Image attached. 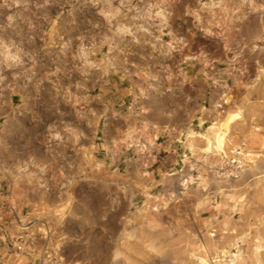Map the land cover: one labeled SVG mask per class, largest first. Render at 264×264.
Instances as JSON below:
<instances>
[{"label": "clouds", "instance_id": "1", "mask_svg": "<svg viewBox=\"0 0 264 264\" xmlns=\"http://www.w3.org/2000/svg\"><path fill=\"white\" fill-rule=\"evenodd\" d=\"M90 2L97 8L96 15L103 21L105 34L99 44L85 47L81 42L72 53V60L79 65L74 66L77 72L87 76L96 70L107 78L104 84L108 85L110 77L117 76L118 72L108 62L115 47L114 40L127 38L126 43L130 44L143 40L156 54L150 59H170L173 53L180 56L175 74L167 65H154L165 73L169 84L177 77L181 86L193 82L207 85L208 81L212 85L219 84L223 92L213 111H220L208 122L202 118L206 111L202 104L194 109H182L180 105L169 109L152 104L149 92L154 89L149 81H155L156 77L147 72L132 73L139 83L128 87L120 88L112 83L106 91L115 89L112 95L125 109V114L120 116L118 111L112 112L113 117L119 116L123 123L112 130L111 147L104 142L78 146V141L86 138L83 131L69 124L59 127L55 123L48 124L44 129V144L49 161L34 167L41 173L45 169L52 173L51 178L63 190L60 195L67 203L56 209L45 207L31 211L28 216L43 217L49 225L48 232L55 235L57 218L66 215L75 201L83 199L92 205L102 204L101 220L107 219L109 214L114 217L109 264L117 259L121 264H264V64L259 59L253 60L250 73L243 58L249 41L250 51H257L256 41L259 40L262 45L259 51L264 53V0H175L183 4L181 16L185 23L190 22L191 27L185 29L189 39L199 33L201 40L207 41L215 53L211 57L203 51L181 55L188 42L183 36L175 37L171 31H165L172 13L156 3H148L141 11L133 0H118L115 8L112 0ZM47 3L48 0H44L38 7ZM129 12L136 13L132 20L155 22L157 35L153 36L141 24L121 23ZM51 23L54 27L56 20ZM93 27L99 28L100 24H93ZM51 34L50 28L45 33L49 36L46 47H54ZM16 35H20L19 30ZM165 36L167 40L162 39ZM28 40L31 41V36ZM66 48L67 44L60 45V55ZM34 64L32 55L22 52L11 39L5 44L0 37V72L11 71L14 81L19 77L30 81L28 74ZM192 69L196 71L189 76ZM246 75H251L247 83L244 82ZM220 76L230 78L231 83L220 80ZM118 78L124 79L123 76ZM4 80L0 75V111L4 107L15 111L20 104L12 105L11 96H19L21 104L24 98ZM76 87L83 88V85ZM36 88L38 95L39 81ZM5 89L9 93L7 99L4 98ZM83 91L84 96H75L65 89L73 108L87 101L88 89L83 88ZM171 91V87L165 88V92ZM125 97H130L126 106ZM113 102H106L99 115L88 110L92 116L88 127L93 137L103 134L100 122ZM187 103L188 98L185 105ZM76 115L82 117L83 114L77 111ZM7 116L4 113L0 118L6 122ZM174 118L182 123H172ZM66 149L79 155L78 162L68 160ZM169 155L175 159L171 167H165ZM133 157L139 160V166L131 174L127 168L121 172L119 164L135 162ZM6 163L10 167H4ZM30 164V159L19 164L0 158V168L12 178L14 187L19 186L22 178L31 182L35 173L28 171ZM245 172L255 173L251 181L243 180ZM209 173L213 178H223L225 184L228 178L234 177L235 183L227 189L217 183L216 190L209 192L210 184L215 182L209 180ZM3 180L4 175L0 174V182ZM110 187H114L118 195L110 194ZM174 188L178 189V194ZM192 225H196V231L192 230ZM39 231L43 232V228ZM18 239L7 228L0 230V264H35L39 252L33 255L32 250L17 242ZM8 242H11V249ZM57 248L58 245L50 241V254L46 253L43 264H65L63 258L56 255Z\"/></svg>", "mask_w": 264, "mask_h": 264}, {"label": "rangeland", "instance_id": "2", "mask_svg": "<svg viewBox=\"0 0 264 264\" xmlns=\"http://www.w3.org/2000/svg\"><path fill=\"white\" fill-rule=\"evenodd\" d=\"M117 2L118 0H112L113 8L117 7ZM133 3L141 11L148 3H156L165 11L172 13L168 18L169 26L165 31H171L173 36H183L187 40L188 47L181 55H194L198 51H203L210 57L215 55L211 51L210 44L201 40L199 33L194 39H189V33L185 29L190 28L191 25L190 22L185 23V18L181 16L182 3L178 4L175 0H141L140 3L133 0ZM41 4H44V0H15V3L13 0H0V37L3 38L5 44L11 39L12 43L18 45L22 52L32 55L35 61L28 74L31 76L30 81H26L23 77L14 81L11 71L0 72V75L5 77L4 83L14 87L15 91L24 98L21 104L19 96L12 95L11 104H20V107L15 111L4 107L0 111V117H3L4 113L8 114L6 122L0 118V158L19 164L30 159L31 164L28 171L35 173L30 183L27 179L22 178L19 186L14 187L12 178L3 171V168H0V174L4 175V180L0 182V197H2L0 198V218H2L0 230L7 228L14 237H19L17 242L32 250L33 255L38 251L39 256L35 264H43L47 258L46 253L50 254V241L54 245H58L56 255L62 257L65 264H109L113 248L111 241L115 232L114 217L109 214L107 219L101 220L102 204L92 205L83 199L75 201L66 215L57 218L58 223L54 227L55 235L48 232L49 225L43 217L28 216L31 211H39L45 207L56 209L62 203H67V200L60 195L63 190L52 180V173L48 169L41 173L37 167H34L43 166L49 161L44 144L45 127L50 123H55L58 127L62 124H69L85 134L86 138H81L78 141V146L89 147L92 143L104 142L108 147H111L112 130L123 123L119 116L113 117L112 112L118 111L122 116L125 114V109L115 102L112 95L115 89L106 90L111 88L112 83L120 88L139 83L132 75L137 71L147 72L156 77L155 81H149L153 84L154 89L149 92V100L152 104L162 105L169 109H175L177 105H180L182 109H194L195 106L202 104L206 109L202 118L208 122L215 118L216 111H220V109L213 111V107L219 100L223 88L219 84L212 85L211 81H208L207 85L202 82H193L181 86L178 83L179 77L169 84L165 80V73L154 65L157 63L167 65L175 74L180 56L173 53L170 59H160L159 57L156 60L150 59V56L154 57L156 54L152 52L149 43H144L141 40L138 44H130L126 43L127 38L124 41L114 40L115 47L109 54L108 62L118 72L117 76L110 77L108 85L104 84V80L107 78L96 70L90 71L87 76H82L75 70V67L79 65L72 60V53L76 51L81 42L85 47L99 44L102 35L105 34L103 21L96 15L97 8L93 7L90 0H48L44 7H38ZM134 15L136 13L129 12L121 23L126 25L141 24L147 27L153 36L157 35L155 22L132 20L131 17ZM177 17L180 18L177 19ZM54 19L56 24L53 27L51 22ZM97 23L100 24V27L94 28L93 24ZM29 25H31V30H29ZM50 28L52 29L51 43L54 47H46L49 36L45 33ZM16 30L20 32L19 36L16 35ZM29 36H31V41L28 40ZM144 39L148 40L149 38L144 37ZM162 39L167 40L168 37L165 36ZM61 44H67L63 55H60ZM256 46L257 51H250L251 41H249L248 48L243 53L250 73L253 70V60L259 59L260 63L264 64V53L259 51L262 46L259 40L256 41ZM25 66H27V61ZM181 67L184 66L181 65ZM56 69H60V71L57 72ZM108 71L111 73L112 69L109 68ZM195 71L196 69L189 70V76L193 75ZM209 74L212 75L211 72ZM120 76L124 77L123 81L118 78ZM213 78L217 77L213 76ZM219 79L231 83L228 77L220 76ZM250 79L251 75H246L244 82L247 83ZM37 81H39L38 95ZM78 84L88 89L87 101H81L73 108L72 101L65 95V89L75 96H84L83 88L76 87ZM167 87H171L172 91L165 92ZM201 90L203 98H201ZM132 91L135 92V88ZM8 96V90L5 89L4 98L7 99ZM94 96H99V99H93ZM186 98H188L187 105H185ZM252 99H255V96ZM109 100L114 102L111 109L105 112L101 119L103 134L98 133L97 137H93L92 129L88 127V121L92 119L88 110L91 109L99 115ZM129 100L130 97L124 98L125 106ZM222 107H224L223 104ZM77 111L82 112V117L76 115ZM178 122L182 123L175 118L172 120V123ZM246 126L250 127V125ZM204 127H207V123ZM65 155L70 162L79 160V155L74 151L66 149ZM161 155L164 154L161 153ZM120 159L123 160V157ZM173 159L175 157L169 155L164 166L171 167ZM133 161L135 162L120 163V171L123 172L127 168L131 174L139 166V160L133 157ZM4 167H10V165L6 163ZM176 167L179 165L177 164ZM192 175L195 173L193 172ZM253 175L255 173L245 172L243 180L251 181ZM208 178L215 181L210 184L209 192L216 190L217 183L225 189L235 183L234 177L228 178L227 184L223 183V178H213L210 173ZM173 190L178 194L177 188ZM109 193L118 195L114 187L109 188ZM14 205L16 206L14 207ZM24 217L27 219H22ZM233 219H236V216H233ZM189 220H191V216H189ZM41 228H43V232L39 231ZM192 230L196 231V225H192ZM29 232L32 235H29ZM4 235L7 238V232ZM8 247L12 248L11 242H8ZM21 254L27 255L26 253ZM112 264H121V261L117 259Z\"/></svg>", "mask_w": 264, "mask_h": 264}]
</instances>
